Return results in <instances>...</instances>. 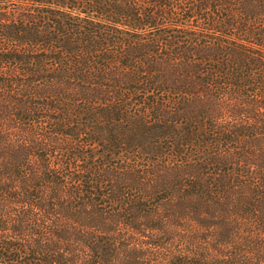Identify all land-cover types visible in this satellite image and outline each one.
Returning a JSON list of instances; mask_svg holds the SVG:
<instances>
[{
    "label": "trees",
    "instance_id": "1",
    "mask_svg": "<svg viewBox=\"0 0 264 264\" xmlns=\"http://www.w3.org/2000/svg\"><path fill=\"white\" fill-rule=\"evenodd\" d=\"M0 264H264V0H0Z\"/></svg>",
    "mask_w": 264,
    "mask_h": 264
}]
</instances>
